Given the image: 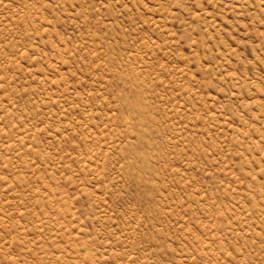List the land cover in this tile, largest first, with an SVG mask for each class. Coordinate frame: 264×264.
<instances>
[{
    "label": "rangeland",
    "instance_id": "obj_1",
    "mask_svg": "<svg viewBox=\"0 0 264 264\" xmlns=\"http://www.w3.org/2000/svg\"><path fill=\"white\" fill-rule=\"evenodd\" d=\"M0 264H264V0H0Z\"/></svg>",
    "mask_w": 264,
    "mask_h": 264
}]
</instances>
